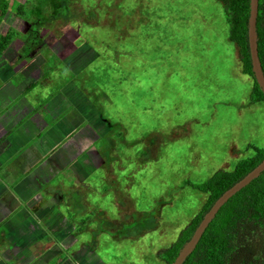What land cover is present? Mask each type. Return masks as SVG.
Listing matches in <instances>:
<instances>
[{"label": "rangeland", "instance_id": "374dc122", "mask_svg": "<svg viewBox=\"0 0 264 264\" xmlns=\"http://www.w3.org/2000/svg\"><path fill=\"white\" fill-rule=\"evenodd\" d=\"M22 1L28 8L34 0ZM70 7L45 23L44 43L13 15L1 25L21 37L0 56V81L13 90L16 70L27 69L22 90L8 94L22 95L21 111L0 116V138L22 125L33 137L24 131L21 150L48 151L39 171L23 176L31 186L17 209L39 233H20L32 238L5 261L164 264L158 254L207 197L196 185L264 147V102L251 101L254 79L243 71L219 0ZM35 38L40 48L30 58L22 44ZM7 193L18 194L11 186ZM28 223L18 229L30 232Z\"/></svg>", "mask_w": 264, "mask_h": 264}, {"label": "trees", "instance_id": "16d2710c", "mask_svg": "<svg viewBox=\"0 0 264 264\" xmlns=\"http://www.w3.org/2000/svg\"><path fill=\"white\" fill-rule=\"evenodd\" d=\"M74 1L78 0H34L32 6L26 8L22 0H0V54L21 37L12 25L3 32L1 25L5 17L13 15L20 19L24 28L32 30L42 41L41 32L45 23L61 11L71 10L70 5ZM219 1L224 5L230 26L229 38L238 49L243 71L254 79L251 101L264 102V92L253 71L249 44L251 0ZM89 25L92 26V23ZM257 31L259 56L264 69V0H259ZM37 38L32 45L22 44L24 54L30 55V58L36 55L33 51L40 48V44L35 45ZM254 148L255 153L240 159L233 169H220L207 181L196 185L207 197L188 224L180 228L175 241L158 254L164 264H172L176 260L214 203L264 160V147ZM183 264H264V171L220 208Z\"/></svg>", "mask_w": 264, "mask_h": 264}, {"label": "crops", "instance_id": "0c3cea01", "mask_svg": "<svg viewBox=\"0 0 264 264\" xmlns=\"http://www.w3.org/2000/svg\"><path fill=\"white\" fill-rule=\"evenodd\" d=\"M10 47H11V45H10ZM10 47L4 53H2V55L0 54V56H2L3 59H5L7 57L6 54L8 55L10 53L9 52ZM7 63H8V61L3 62L2 63L3 67H4V64L7 65ZM17 66H19V65H17ZM26 69H27V67L21 63V67H20V69L16 70V73L17 72L21 73L22 78L19 79L18 81H15L14 78H11L10 83L13 84V86H14L13 90H17V93L20 92V90H22L21 82L24 81V77H25L24 73H25ZM2 85L4 88H2L3 92L0 95V113H2V114H0V116L3 115V117L5 119L10 120V119H13V116L15 115V113H19L21 111L20 106L18 107L17 105H18V102L21 100L22 95H18L15 98L9 97L8 94L14 93V91L8 90V89H12V88H10V87L6 88V86L4 84H2V81H0V89H1ZM19 86H20V90H19ZM30 87H32V85ZM27 88H23V91L21 93L23 94L26 90L29 89V88L28 89ZM27 103H29V102H27ZM35 116H34V118H35ZM43 123H44V125H41V127H44V129H45L46 126H48V124L45 125V121H43ZM20 124H18L17 126H19ZM39 124H40V122H38V125ZM53 125H54V123H52V126ZM3 129H4V126H3L2 120L0 119V131H2ZM24 129L25 128L21 125L12 134L11 133L6 134V132H8V131H6L5 135H3L0 138V140H1L3 137H5L3 140L0 141V194L6 193V194H3L2 196H0V264H7L5 261V260H7L6 254H11L9 252L10 250L13 251L14 248L20 249V247L22 245H27V242H28L27 240H30L32 237L35 238V236L39 233V230L36 231V228H38V227L35 226L36 224L33 222V220L30 219V217L26 218V219H22L19 216L20 212L17 209L20 207V201H19L20 197H22V199H24L23 198L24 194L22 195V193L28 194V188L31 186V185L24 184V182H25L24 179L28 176H26V177H23V176L25 174H31L34 170L39 171V168H38L39 163L38 162L43 157H45V155L48 154V151L46 150L43 153H37L38 147L32 148V145H30V144L26 148L21 150L23 148V146L25 144H27L25 139H24L25 132H26L28 138H29V136L33 137V135H32L33 133H31L32 130H30V132H28V129H26V130H24ZM44 129H42V130H44ZM19 136L21 137V139L19 138ZM20 150L22 151L21 153H23V152L24 153L21 154L20 160L18 162L15 161L14 164L12 165L13 158H15V156L17 155V153ZM50 157H51V155L49 156V158ZM19 181L21 182V184H19L20 183ZM18 184L21 185L20 186L21 188L19 190L17 187ZM31 184H32V182H31ZM9 186L14 188L16 190V192H18V194H16L15 196L11 195L10 198L7 199V196H8L7 192H8ZM34 186H35V184H34ZM29 192H31V191H29ZM30 203L32 204V202H30ZM6 204H7V206H9V208H7V209H5L3 207ZM20 208L22 209L23 207H20ZM60 218L62 219V217H60ZM27 221L29 222L27 224V227H30L31 231L27 232V231H25V228L19 230L18 227L20 225H23ZM57 221H58V219H57ZM62 221L64 222L65 219L63 218ZM59 224H63V223L59 222L58 225ZM22 232H23V234L34 233V236H32L30 238L22 237V239H21V236L19 234ZM45 232L46 231H44V233ZM48 233H51V232H47V235H48ZM56 233L57 232L55 230H52L51 239L54 241L53 244L55 242H57L56 239L53 238V236L56 237ZM64 236H69V232L64 233L63 238H64ZM16 237H18V238H16ZM52 240H50V241H52ZM46 242H48V241H46ZM14 252H17V250H15ZM57 262H58V260H55V262H53V264H56ZM43 264H51V263H50V261H44Z\"/></svg>", "mask_w": 264, "mask_h": 264}, {"label": "water", "instance_id": "95a60500", "mask_svg": "<svg viewBox=\"0 0 264 264\" xmlns=\"http://www.w3.org/2000/svg\"><path fill=\"white\" fill-rule=\"evenodd\" d=\"M250 18H249V44L252 58L253 71L255 78L264 92V69L259 56V36L257 31V21L259 15V0L250 1ZM264 171V160L242 180L237 182L234 186L228 189L206 213L201 224L198 226L193 237L188 241L183 249L180 251L176 260L172 264H183L187 256L195 249L204 231L215 218L220 208L235 194H237L244 187L249 185L254 179L258 178Z\"/></svg>", "mask_w": 264, "mask_h": 264}]
</instances>
